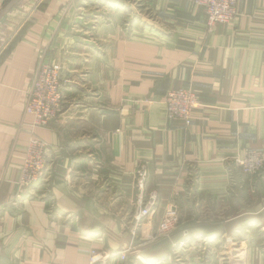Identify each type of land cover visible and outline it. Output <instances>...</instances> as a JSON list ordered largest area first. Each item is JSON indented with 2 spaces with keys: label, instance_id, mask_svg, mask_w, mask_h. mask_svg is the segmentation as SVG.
<instances>
[{
  "label": "crops",
  "instance_id": "obj_1",
  "mask_svg": "<svg viewBox=\"0 0 264 264\" xmlns=\"http://www.w3.org/2000/svg\"><path fill=\"white\" fill-rule=\"evenodd\" d=\"M131 2L137 9L22 0L1 19L0 264H90L91 251L94 264H120L115 255L129 245L125 264H205L197 246L175 260L181 230L154 238L174 192L195 217L213 209L217 222L197 231L208 238V264H264V169L241 177L233 165L249 149L264 153V0H237L234 20L212 32L194 0ZM39 59L62 67L63 110L35 131L51 150L49 174L13 207ZM178 88L200 102L189 127L166 115L164 96ZM142 162L159 203L137 225L133 174Z\"/></svg>",
  "mask_w": 264,
  "mask_h": 264
},
{
  "label": "built area",
  "instance_id": "obj_2",
  "mask_svg": "<svg viewBox=\"0 0 264 264\" xmlns=\"http://www.w3.org/2000/svg\"><path fill=\"white\" fill-rule=\"evenodd\" d=\"M197 7L203 9L206 16V29L212 32L218 25L231 23L236 16L237 0H194ZM62 67L56 64L46 63L39 59L28 90L26 92V102L24 112L32 117L30 123L29 139L26 148V155L22 164V173L17 185V193L14 197L13 207H19L24 200L33 197L35 191L49 174L50 147L35 134L37 130L47 128L55 122L63 110L62 96ZM164 105L168 118L180 119L186 127L192 123V111L200 106L198 98L189 90L172 89L164 96ZM264 165V153L247 150L242 159L235 163L240 173L244 176L258 174ZM229 172V180L231 176ZM149 177V166L146 162L139 163L133 174L134 188L136 190L138 209L134 214L133 221L138 225L144 220H151L157 213L159 203V193L155 188H147ZM191 184L189 192L195 185V177L190 174L187 177ZM178 192H174L170 204L166 207L161 220L156 226L155 239L166 237L178 225L179 212L176 209L178 204ZM182 205V204H181ZM183 205V209H187ZM181 210V211H182ZM135 238V233H132ZM178 244V245H177ZM177 253L185 247L181 242L177 243ZM131 245L119 251L115 256L120 264H125ZM100 259L99 254L90 252V264H94ZM155 264H162L156 262Z\"/></svg>",
  "mask_w": 264,
  "mask_h": 264
},
{
  "label": "rangeland",
  "instance_id": "obj_3",
  "mask_svg": "<svg viewBox=\"0 0 264 264\" xmlns=\"http://www.w3.org/2000/svg\"><path fill=\"white\" fill-rule=\"evenodd\" d=\"M124 2L126 3L125 5H127V3H128V5H127V8H130V5L132 4V2H131V0H124ZM133 4H136V3H133ZM132 4V5H133ZM133 6H135V8L137 9V7H138V5L136 4V5H133ZM126 7V6H125ZM126 10V9H125ZM125 13H124V15H125V19H127L128 20V16H126V14H130L131 13V11H130V9H128V10H126V11H124ZM139 14H142V13H139ZM144 16H146V14L145 15H142V17L144 18ZM136 18H138L137 16L136 17H134V19H130V20H134L133 22L135 23V19ZM142 19V18H141ZM129 20V21H130ZM138 21V20H137ZM140 23L142 24V25H146V22H142L141 20H140ZM141 25V26H142ZM130 28V27H129ZM125 29H127V27H125ZM56 65H59V64H56ZM60 67H61V65H59ZM178 89H180V88H178ZM182 89H185V88H182ZM186 90H189V91H191L192 92V90H190V89H186ZM193 93V92H192ZM194 94V93H193ZM195 95V94H194ZM196 96V95H195ZM197 97V96H196ZM60 117V116H59ZM45 129V128H44ZM29 139V138H28ZM28 143V142H27ZM250 150V149H249ZM250 151H256V150H250ZM25 155H26V151H25ZM25 158V157H24ZM24 161V160H23ZM52 163V155H51V152H50V164ZM233 165H235V164H233ZM51 166V165H50ZM49 166V167H50ZM263 169H264V165H263ZM263 169H262V171H263ZM262 171L260 172V173H258V174H250V175H260L261 173H262ZM21 173H22V167H21ZM239 173V175L241 176V177H243L244 175H242L241 173H240V171H239V169L237 170V174ZM230 176L232 177V179H233V171H231V173H230ZM20 177H21V175H20ZM19 181H20V179H19ZM17 185H18V183H17ZM176 206H178V207H176V209H178L177 211L179 212V216H180V218H179V222H178V225H177V227L175 228L176 230H180V228H182V227H186V226H189L190 225V228H187V229H182L181 231H180V233H182V236L184 237L183 239L184 240H182V242L181 243H183L184 245H185V247L183 248V249H181L180 251H179V253H177L176 255H175V260H177L179 263H183L184 261L183 260H181L182 258L185 260V252L187 251V249H186V247H187V245H189V246H197L198 247V250H197V256H196V259H197V263H200L201 261H203L205 264H206V262H207V264L209 263L208 261L210 260V258H211V255L208 253V248H209V241H208V238L205 236V235H202V234H200L199 232H197L198 230H200V229H202V226H211L212 224H214L215 222H217V221H213V218H214V214H213V209L211 208V210H210V212L209 211H207L208 210V207H206V206H204V207H202V211H206V215L205 216H202V215H200V214H196V217H195V213H196V210H195V208L194 207H192V210L191 209H189V208H187V209H184V210H182L183 209V205H176ZM199 208H200V206H199ZM227 208V207H226ZM182 210V211H181ZM225 212H226V209H225ZM224 217H226V215L224 216ZM223 217V218H224ZM199 218V219H198ZM217 219V218H216ZM218 220V219H217ZM183 231V232H182ZM188 231V232H187ZM170 235V234H169ZM169 235H167L166 237H163V238H167ZM263 238H264V236H263ZM161 239V238H160ZM249 240V239H248ZM225 239L223 240V242L221 243V246H224L225 245ZM230 242H232V243H234L235 241H233V239H231L230 240ZM245 243H246V241H245ZM259 243H262V246H263V249H262V251L264 250V240L262 239V240H260L259 241ZM227 244V243H226ZM178 245V244H177ZM177 245H176V247H177ZM245 245H247V244H245ZM188 246V247H189ZM186 250L185 252H181V251H183V250ZM193 256V255H192ZM183 261V262H182ZM236 263H237V261H235Z\"/></svg>",
  "mask_w": 264,
  "mask_h": 264
},
{
  "label": "water",
  "instance_id": "obj_4",
  "mask_svg": "<svg viewBox=\"0 0 264 264\" xmlns=\"http://www.w3.org/2000/svg\"><path fill=\"white\" fill-rule=\"evenodd\" d=\"M22 0H11L3 9L0 11V21L6 16L16 5H18Z\"/></svg>",
  "mask_w": 264,
  "mask_h": 264
},
{
  "label": "trees",
  "instance_id": "obj_5",
  "mask_svg": "<svg viewBox=\"0 0 264 264\" xmlns=\"http://www.w3.org/2000/svg\"><path fill=\"white\" fill-rule=\"evenodd\" d=\"M187 228H190V225L189 226H186V227H182V228H180V230H182V229H187ZM183 232V231H182ZM188 232V231H187Z\"/></svg>",
  "mask_w": 264,
  "mask_h": 264
}]
</instances>
